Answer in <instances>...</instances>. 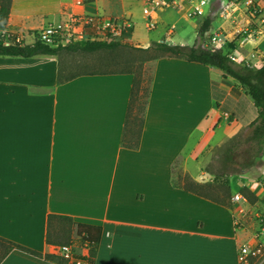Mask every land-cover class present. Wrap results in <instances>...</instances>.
<instances>
[{
    "label": "crops",
    "instance_id": "0c3cea01",
    "mask_svg": "<svg viewBox=\"0 0 264 264\" xmlns=\"http://www.w3.org/2000/svg\"><path fill=\"white\" fill-rule=\"evenodd\" d=\"M92 1L13 0L6 28L27 33L73 14L98 15ZM144 2L119 0L118 14L133 23ZM178 14L190 18L184 9ZM257 53L252 65L259 68L264 48ZM58 69L56 56L0 57V237L59 254L46 244V230L48 216L60 215L102 229L94 264H238L240 246L256 236L253 204L239 215L240 204L217 205L172 181L177 167L199 183L210 179L202 170L216 148L215 131L223 122L245 120L247 129L256 120L239 84L210 66L157 60L140 147L128 150L121 137L133 76L82 75L58 84ZM228 101L234 106L223 111ZM192 162L202 164L199 178ZM257 170L264 172L263 161ZM235 182L233 191L246 186L261 194L247 174ZM88 254L81 246L70 262L88 264ZM1 264L55 263L14 250Z\"/></svg>",
    "mask_w": 264,
    "mask_h": 264
},
{
    "label": "trees",
    "instance_id": "16d2710c",
    "mask_svg": "<svg viewBox=\"0 0 264 264\" xmlns=\"http://www.w3.org/2000/svg\"><path fill=\"white\" fill-rule=\"evenodd\" d=\"M12 1L0 0V25L2 27H7ZM211 23V18L204 19L198 30L194 46L172 45L163 40L162 42H153L148 48L141 51L146 55L155 54L153 57L148 58L146 63L153 64L162 58H177L216 68L222 72L224 78L235 80L245 94L252 99L257 111V118L247 128V133L238 134L230 138L223 146L211 149L214 155L213 161L203 168L202 172L210 175L212 180L199 183L182 174L177 179L173 178L172 181L174 186L186 193L194 194L217 205L229 208L233 203L234 196L232 194V178H238L262 166V155L264 154V59L262 66L257 68L246 61H232L230 54L224 53L220 48L213 46L204 47L202 45L205 42L204 34L209 31ZM131 33L126 34V38L131 37ZM121 46L122 44L117 41H81L58 47L48 46L39 41L23 47L5 46L0 43V57L25 59L37 56L58 57L61 51L89 54L99 52L114 53ZM118 59L121 58L119 57ZM112 62L123 65L126 69L80 72L67 75V67L61 65L59 61L57 82L58 84H63L82 75H132L133 82L121 137V146L128 150H137L140 147L143 133L152 78H150L149 86L146 88L140 70L133 71L127 68L130 67V63L124 60L121 63L113 58ZM239 193L250 204L258 201V197L249 187H241ZM101 233L102 229L100 227L78 224L67 216L49 215L47 218L46 244L55 248L70 247L73 250V241L77 239L82 246H87L89 249L88 258L85 260L88 264H94ZM14 250L55 264H75L62 255H43L2 237H0V264Z\"/></svg>",
    "mask_w": 264,
    "mask_h": 264
},
{
    "label": "rangeland",
    "instance_id": "374dc122",
    "mask_svg": "<svg viewBox=\"0 0 264 264\" xmlns=\"http://www.w3.org/2000/svg\"><path fill=\"white\" fill-rule=\"evenodd\" d=\"M118 1L119 0H94L95 8L98 9V15L111 18H120L118 14ZM145 3V2H144ZM143 6L133 10V23L134 30L132 34V44L128 42V38L118 39L122 46L114 53L99 52L94 54L76 52L69 53L61 51L59 53V61L61 65L67 67L66 74H76L80 72L91 71H113L124 70L126 67L120 64H114L112 59L118 60L123 63L129 62V66L133 71L140 70L144 79V86H149L152 63H146L148 58L153 57L155 54H144L141 50L148 48L153 42H158L160 39H169L172 45H195L197 24L201 20L211 18L212 23L209 31L207 32L204 40H208L207 36H216L219 42L215 45L220 48L224 53L233 56L237 62L246 61L252 65L255 58L258 56V49L262 51L264 48V0H208V7L205 15L202 17L189 16L190 19L185 18L183 15L178 14L181 10H185L189 15L190 3L183 2L176 7L166 8L165 10H157L156 18L153 20L155 28L149 29L147 27L148 20L143 14ZM182 16V17H181ZM131 22V20L129 19ZM132 23V24H133ZM173 23H176V29L172 30ZM172 30L170 36L166 34ZM258 40V41H257ZM135 44V45H134ZM146 47V48H144ZM252 56L248 58V56ZM121 59H118V58ZM125 63V62H124ZM234 104L228 101L223 111H230ZM246 119V118H245ZM241 123L223 122L221 127L215 131V135L211 138L210 143L214 147L223 146L230 138L247 133V129H243ZM210 155V163L213 161L212 150H208ZM264 162V155L262 157ZM201 163H191V172L196 178L201 176L200 167ZM246 175V174H245ZM248 177L254 180V183L261 188V194H258V203H254L251 210H257L259 216L264 218V187L258 183L261 180V174L256 169L247 173ZM182 176V171L177 168L174 170V178ZM212 178H203V182H210ZM232 187L236 186L235 178L231 180ZM239 193V187L232 192ZM258 216V215H257ZM257 229H258V219ZM81 242L77 239L73 241V250L80 248Z\"/></svg>",
    "mask_w": 264,
    "mask_h": 264
},
{
    "label": "built area",
    "instance_id": "2783aa9c",
    "mask_svg": "<svg viewBox=\"0 0 264 264\" xmlns=\"http://www.w3.org/2000/svg\"><path fill=\"white\" fill-rule=\"evenodd\" d=\"M183 2L190 3L189 16L202 17L208 7V0H145L143 14L148 20L147 27L155 28L152 14L160 9L178 7ZM133 30V24L127 18H111L96 14H73L59 21L51 22L33 32L12 31L0 25V43L5 46H26L39 41L45 45L58 47L75 42L117 41L126 38ZM207 33L204 34L206 37ZM204 47L213 46L219 42L216 36H207ZM232 61L236 59L230 55ZM264 187V172L258 183ZM234 203L240 204L238 214L243 215L251 207L250 202L240 193L233 196ZM258 229L252 242L243 243L238 250V264H264V218L257 216ZM236 228L241 227L239 219L234 220ZM58 253L68 260H72V248H58ZM75 264H81L75 262Z\"/></svg>",
    "mask_w": 264,
    "mask_h": 264
}]
</instances>
